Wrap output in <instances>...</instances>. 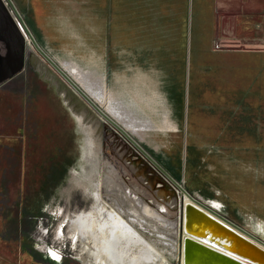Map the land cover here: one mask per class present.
Returning a JSON list of instances; mask_svg holds the SVG:
<instances>
[{"label":"rangeland","instance_id":"obj_1","mask_svg":"<svg viewBox=\"0 0 264 264\" xmlns=\"http://www.w3.org/2000/svg\"><path fill=\"white\" fill-rule=\"evenodd\" d=\"M31 34L190 199L264 245V144H251L258 141L253 131L264 125V97L258 96L259 91L245 101L233 89L230 95L213 90L212 97H200L206 104L196 108L195 114L203 122L195 129L208 144H187L186 130L181 129L182 139L177 146L175 139L170 140L169 146L174 148L169 153L159 145L167 130H157L150 122L159 119L157 112L142 114L145 130L124 127L113 115L115 110L122 111V105L134 111L128 98L112 93L104 84V100L98 102L85 88V74L73 76L49 54L41 35ZM3 52L1 47L0 55ZM34 57L73 90L31 41L26 43L22 69L0 81V205L3 221L13 230V239L0 254V261L108 264L95 247L99 243L81 237L74 222L80 213L93 210L92 198L98 193L105 206V221L108 214L117 213L128 219L125 213L142 203L132 224L151 249L144 244L130 245L127 264H181L176 245L182 240L177 226V187L99 113L85 118L74 112L55 80L34 63ZM109 230L110 226L102 240L109 239Z\"/></svg>","mask_w":264,"mask_h":264},{"label":"crops","instance_id":"obj_2","mask_svg":"<svg viewBox=\"0 0 264 264\" xmlns=\"http://www.w3.org/2000/svg\"><path fill=\"white\" fill-rule=\"evenodd\" d=\"M10 1L56 61L73 76L85 74L98 102L104 84L128 98L134 111L122 105L113 115L124 127L145 130L142 114L157 112L150 122L167 130L159 145L169 153L181 129L187 144H208L195 129L203 122L196 108L206 104L200 97L232 89L243 101L255 91L264 97V0ZM252 136L251 144H264V125ZM1 210L0 254L13 239Z\"/></svg>","mask_w":264,"mask_h":264},{"label":"bare ground","instance_id":"obj_3","mask_svg":"<svg viewBox=\"0 0 264 264\" xmlns=\"http://www.w3.org/2000/svg\"><path fill=\"white\" fill-rule=\"evenodd\" d=\"M33 61L36 65L40 66L41 70H44L46 72V75L48 77H50L52 80H55V83L57 84L59 90L64 94V96L68 100L74 112L83 115V117L85 118H87L88 116L93 117L95 115L91 107L90 108L88 107V110L85 109L81 110L84 105V101L61 79L57 78L54 75L52 69L46 68L44 63L40 61L37 57H34ZM168 180L174 186L177 187L178 190L177 193L180 200L178 205L180 207V218H179L180 225L178 220L177 226H178L179 234L180 236H182V240L176 245H177V250L181 254L180 255L181 264H190L191 262L190 259H193L195 261L197 259V261L201 264H227L226 260H224L220 255L216 254V252H211L206 248L198 245L197 243L205 245L217 251H220L223 254H227L234 258L245 261L246 260L245 257L237 254L236 252L229 250L227 247L223 245L224 242L225 244L227 243L224 238L214 236L212 235L211 232L205 230L203 231V233H205L207 237H202L200 235L193 233L195 232L194 231L195 224L194 225L191 224L193 217L196 218L198 221L202 220V218L205 220V217L202 215V213H205L206 215L223 223L225 222L222 221L221 219H218V217L214 215V213H211L212 211H208V209H206L202 205L197 204L192 199H190L186 194V192L180 189L172 180L170 179ZM92 199H93L92 200L93 210L91 212L80 213L74 219V222L76 224V229H77L76 231L81 237L88 238L96 243H99V246L98 247L95 246V247L98 250L99 255L102 256L100 258H102L108 264H127L126 256L127 254H129V250H127V248H129L130 245L138 247L141 244H144L147 247H150L151 249V245L149 243L139 238L138 230L132 224V221L136 220L137 214L142 211V203L135 205L133 209L128 210L127 213H125L127 214L128 219L123 220L122 216H120L117 213L115 215L108 214V221H105L103 216V214L106 213L105 206L102 204V202L99 201L98 193H96L95 197ZM192 210H194L193 216H191ZM187 218L189 219V226H186ZM225 224L233 228L239 234L244 235L243 233L238 231V228L235 229L236 227L234 228L232 225H229L228 223ZM108 226H110V230L108 232L109 239L104 241L102 240L103 237H105L103 235L106 232ZM196 228L199 229L200 226ZM197 233H201V232L198 231ZM209 237H211L213 240L211 241L210 239H208ZM246 237L249 238V240L254 241L250 237L248 236ZM110 240L111 242L110 244H108V241ZM127 242L128 244H126ZM256 243L264 249V245H261L258 242ZM125 244L126 246L125 249L123 250ZM237 249L239 250V252L250 254L249 256H251L252 258L263 261L264 263L263 252L258 251L256 249L253 251H249L248 245L245 246L244 251L242 250L241 245ZM148 262L149 260L147 261V263Z\"/></svg>","mask_w":264,"mask_h":264},{"label":"water","instance_id":"obj_4","mask_svg":"<svg viewBox=\"0 0 264 264\" xmlns=\"http://www.w3.org/2000/svg\"><path fill=\"white\" fill-rule=\"evenodd\" d=\"M8 4L9 8L7 7L6 3L3 0H0V43L2 44L3 48L6 50L5 56H0V81L4 79H8L12 77L14 74L19 72L24 64L25 60V48H26V41L25 36L23 35L22 31L16 24L14 17L18 20L20 25L22 26L25 34L32 42L35 49L39 52V54L48 61L54 69L67 81V83L73 88L75 93L84 101V105L81 110H88V107L92 108L93 111L99 113L103 118H105L109 123H111L120 133H122L136 148L142 151L149 159L157 166L158 169L161 170L170 180H172L180 189L184 192V188L178 182H176L155 160H153L131 137L130 135L115 121H113L108 115H106L93 101L92 99L63 71V69L57 65L51 57L44 52V50L38 45V43L34 40L32 34L28 30L24 20L22 19L21 15L13 6L10 0H5ZM187 193V192H186ZM187 195L192 198L188 193ZM194 210H192L193 216ZM205 217V220H197L193 217L192 223L195 224V229L193 232L194 234L200 235L202 237H207L203 231H209L212 235L224 238L226 240V244L224 242V246L227 247L229 250L236 252L237 254L246 258V260H240L234 258L230 255L223 254L220 251L215 249L209 248L205 245L199 244L198 245L206 248L211 252H216V254L220 255L224 260H226L227 264H264L263 261L258 259L252 258L249 256L250 254H245L244 252H239L237 248L241 245L242 250L244 251L245 246L248 245L249 251L258 250L264 253V249L260 247L256 242L249 240L244 235L239 234L237 231L232 229L231 227L226 226L224 223L202 213ZM186 226H189V219L186 220ZM197 229L196 227H199ZM193 228V227H192ZM200 231L201 233H197ZM211 238V237H209ZM212 241V240H211ZM251 249V250H250ZM190 264H201L193 259H190Z\"/></svg>","mask_w":264,"mask_h":264},{"label":"built area","instance_id":"obj_5","mask_svg":"<svg viewBox=\"0 0 264 264\" xmlns=\"http://www.w3.org/2000/svg\"><path fill=\"white\" fill-rule=\"evenodd\" d=\"M3 1L6 3L5 0H3ZM6 5H7V7L9 8V6H8L7 3H6ZM9 9H10V8H9ZM14 20H15L16 24L18 25V27L20 28V30L22 31L23 35L25 36V41H26V43H29V42H30V39H29V38L27 37V35L25 34V32H24L22 26L20 25V23L18 22V20H17L15 17H14Z\"/></svg>","mask_w":264,"mask_h":264},{"label":"flooded vegetation","instance_id":"obj_6","mask_svg":"<svg viewBox=\"0 0 264 264\" xmlns=\"http://www.w3.org/2000/svg\"><path fill=\"white\" fill-rule=\"evenodd\" d=\"M0 45H1V46H0V49H1V47H3V46H2V44H1V43H0ZM3 50H4V52H3V54H2V55H0L1 57L5 56V54H6V50H5L4 48H3Z\"/></svg>","mask_w":264,"mask_h":264},{"label":"snow or ice","instance_id":"obj_7","mask_svg":"<svg viewBox=\"0 0 264 264\" xmlns=\"http://www.w3.org/2000/svg\"><path fill=\"white\" fill-rule=\"evenodd\" d=\"M50 254L55 255L54 253H50Z\"/></svg>","mask_w":264,"mask_h":264}]
</instances>
